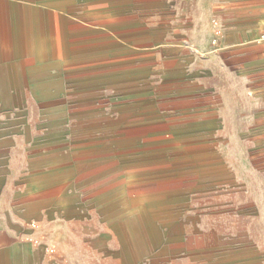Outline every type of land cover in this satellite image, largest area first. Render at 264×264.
Wrapping results in <instances>:
<instances>
[{
    "label": "crops",
    "instance_id": "obj_1",
    "mask_svg": "<svg viewBox=\"0 0 264 264\" xmlns=\"http://www.w3.org/2000/svg\"><path fill=\"white\" fill-rule=\"evenodd\" d=\"M140 3L120 12L118 0H0V264H76L77 236H109L113 245L92 251L146 264V213L182 203L146 190L182 178L176 161L160 160L163 126L175 119L203 133L218 119L212 52L240 60L229 74L263 107L264 0ZM168 58L175 69L160 68ZM73 108L136 111L128 123L146 128V168L103 151L101 134L72 140L61 111ZM108 168L116 181L98 182Z\"/></svg>",
    "mask_w": 264,
    "mask_h": 264
},
{
    "label": "rangeland",
    "instance_id": "obj_2",
    "mask_svg": "<svg viewBox=\"0 0 264 264\" xmlns=\"http://www.w3.org/2000/svg\"><path fill=\"white\" fill-rule=\"evenodd\" d=\"M141 1L118 0L120 12ZM135 50L134 66L142 68L144 57ZM211 56L208 66L215 73L209 81L219 89L221 100L218 119L213 130L202 127L203 133L197 126L178 125L175 119L163 126L164 139L158 143L168 154L160 160L176 161L182 178L146 190L182 198V203L146 213V264H264V103L259 108L245 79L229 74L238 68L239 59L220 50ZM125 64L126 57L120 55L119 67ZM176 66L169 58L160 64L167 70ZM163 97L169 102V94ZM141 102L138 99L135 104ZM135 112L121 109L112 116L110 111H61L64 117L70 115L71 137L76 143L84 134H101L103 151L118 150L120 163L146 168V128L128 123L127 114ZM137 151L144 152L143 156H136ZM114 173L108 168L97 181L114 182ZM98 244L114 242L109 236L72 237L76 264H115L92 251ZM79 249L84 252L78 253Z\"/></svg>",
    "mask_w": 264,
    "mask_h": 264
},
{
    "label": "built area",
    "instance_id": "obj_3",
    "mask_svg": "<svg viewBox=\"0 0 264 264\" xmlns=\"http://www.w3.org/2000/svg\"><path fill=\"white\" fill-rule=\"evenodd\" d=\"M259 41L264 43V31L260 34Z\"/></svg>",
    "mask_w": 264,
    "mask_h": 264
}]
</instances>
